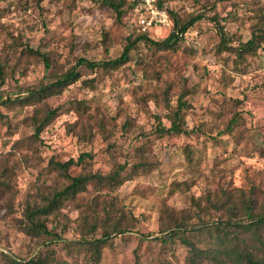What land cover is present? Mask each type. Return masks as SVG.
Wrapping results in <instances>:
<instances>
[{
    "label": "clouds",
    "instance_id": "obj_1",
    "mask_svg": "<svg viewBox=\"0 0 264 264\" xmlns=\"http://www.w3.org/2000/svg\"><path fill=\"white\" fill-rule=\"evenodd\" d=\"M10 6L0 116L14 128L0 120V156L20 147L0 264H264V230H243L264 187V0H0ZM216 201L222 225L207 215ZM201 213L200 235L178 230Z\"/></svg>",
    "mask_w": 264,
    "mask_h": 264
},
{
    "label": "rangeland",
    "instance_id": "obj_2",
    "mask_svg": "<svg viewBox=\"0 0 264 264\" xmlns=\"http://www.w3.org/2000/svg\"><path fill=\"white\" fill-rule=\"evenodd\" d=\"M39 7V5H37ZM24 9L26 10L27 8V4H25ZM215 8V5H213V9ZM11 14V6L7 9H2L0 10V18H3L5 15H10ZM17 47L22 48L23 51L19 52V55L21 57H23L25 55V53H28L29 55H40L39 52H36L32 45L29 44H23L20 43ZM47 59V58H45ZM3 76V69L0 68V77ZM0 83H2V81H0ZM183 100V97H182ZM6 103L11 104L13 103L11 100L6 101ZM16 103H22L20 101H17ZM189 108L192 107L191 104L187 105ZM185 107V105L183 106ZM182 107V108H183ZM8 120V124H7V128H8V132L6 133V135H11L13 132V122L11 119L4 117V116H0V120ZM229 131H231L232 129L229 128ZM6 146V145H5ZM20 147L19 142L17 144L13 145V151L9 152L7 155L4 156H0V200H3L5 197V193L7 192H11L12 191V185L15 181V178L17 176V165L18 162L14 160V156H15V151L17 148ZM91 159V158H90ZM27 162V160L25 161ZM83 163V162H82ZM121 171H123V169H121ZM90 191V189L88 187H86V189L82 192H88ZM251 196H252V202H253V210L254 209H260V210H264V187L258 186V185H254L250 192ZM250 194V193H249ZM224 195H228L226 192H224L223 190H221V196L223 197ZM99 207V201H95ZM219 201L216 202H211L210 203V207L208 209L207 215L210 218H214L216 220H223L222 217H217L216 214L218 213H222L224 211V208H218L217 204ZM199 207V206H197ZM113 208H115V205H113ZM126 208H127V203L125 202V204L122 206V208L120 209V213L118 215V217L120 219H122L121 221H123L125 219L126 216ZM11 211V209H9ZM255 212V211H254ZM260 213V212H257ZM202 213L198 216H196L195 218L193 216H188L187 217V222L183 220V227L186 228L185 231H188L190 228L194 227L195 225V220L196 219H201ZM236 218L238 219V217L236 216ZM114 220H112L110 223H108L106 221V224L108 227H111L113 224ZM187 223V226H186ZM201 223H203V220L201 219ZM95 231V230H93ZM194 234L196 235H200V233H197V230H191ZM53 257H55V253L53 252L51 254ZM77 256L81 255L79 252L76 253Z\"/></svg>",
    "mask_w": 264,
    "mask_h": 264
},
{
    "label": "trees",
    "instance_id": "obj_3",
    "mask_svg": "<svg viewBox=\"0 0 264 264\" xmlns=\"http://www.w3.org/2000/svg\"><path fill=\"white\" fill-rule=\"evenodd\" d=\"M193 23H194V21H193ZM189 26H191V25H189ZM221 31H222V29H221ZM248 47L251 48V47H253V45L250 44ZM81 63H84V61L81 60ZM184 105L185 104L182 103L181 104V107H183ZM177 120H179V114H177ZM229 128H231V126ZM90 158H92V157L89 155L88 156V159H90ZM83 161H84V157L82 156L80 163H82ZM70 163H73V161H69L68 164H65L63 162H57L54 159L50 161V164L53 167L63 168L65 172L68 171V167H69V164ZM81 184L85 185V187L81 189V191H84L86 189V187H87L88 180L86 178H77L73 182L74 187H78ZM71 190L72 189H66V191H71ZM251 193H253V191L250 192V194H249L250 199L247 202V212H248V219L249 220H253L254 219V222L252 224L248 225L246 228L243 229L245 232L254 231V230H256V231H258V230H264V214L254 212ZM224 196H227V195H224ZM58 198L59 197H57V199ZM228 202L229 203L232 202V198L231 197H228ZM217 206H218V208H224V206L221 205L219 202H218ZM235 212H236V207L233 204V206L228 209V213L231 216V220L229 221V223L230 224H236L237 227H239L240 225H239V223H237L238 219L236 218ZM121 220L122 219H120L119 217L116 220H114V222H113V224L111 226L112 230L115 231V230H117V229L120 228V226H121ZM216 222L218 224H221L222 225L224 221L221 220V219H219V220H216ZM179 229H183L184 231L186 230V228L183 227V220H181V221L178 222V230ZM190 229L191 230H197L195 227H192ZM93 230H95V228H93ZM95 256L97 257V259L100 257V251H99V249H97V251L95 253ZM192 264H195V260H193ZM249 264H251V261H249Z\"/></svg>",
    "mask_w": 264,
    "mask_h": 264
}]
</instances>
